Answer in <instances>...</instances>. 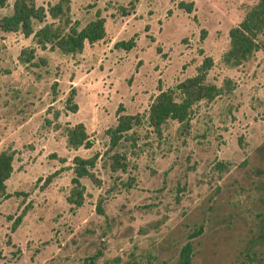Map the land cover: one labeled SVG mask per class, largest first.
I'll return each instance as SVG.
<instances>
[{"label":"rangeland","instance_id":"1","mask_svg":"<svg viewBox=\"0 0 264 264\" xmlns=\"http://www.w3.org/2000/svg\"><path fill=\"white\" fill-rule=\"evenodd\" d=\"M129 1L69 0L79 26L96 9L104 18V36L75 54L0 29V150L12 152L0 196V264H79L95 252L94 264H178L199 225L191 264H264V50L236 66L220 61L228 28L255 0ZM188 1L189 11L178 6ZM130 37L128 50L113 45ZM25 46L34 47V64L18 60ZM204 55L213 60L206 81L219 94L192 105L185 130L170 118L158 133L145 121L133 126L134 144L113 149L125 155V170L110 169L104 129L118 104L122 113L144 111L158 88L194 73ZM70 87L74 112L64 107ZM77 121L89 147L65 142V126ZM94 152L97 183L81 177L83 200L74 206L65 200L71 158Z\"/></svg>","mask_w":264,"mask_h":264},{"label":"trees","instance_id":"2","mask_svg":"<svg viewBox=\"0 0 264 264\" xmlns=\"http://www.w3.org/2000/svg\"><path fill=\"white\" fill-rule=\"evenodd\" d=\"M6 0H0V7ZM130 8L133 7V0L129 1ZM192 1L186 3L178 2V6L186 11L190 10ZM123 13L128 11L120 7ZM46 18H49L48 20ZM40 23L36 27L33 23ZM0 29L3 31L19 30L24 36H31L35 46L43 49L46 46L50 49H57L64 54L79 53L87 41L91 43L104 36V18L95 10V16L84 23L78 25V21L69 16V0H56L47 4L45 7L37 5L34 0H12L11 11L0 16ZM227 47L220 54V61L226 66H236L241 64L257 49L264 50V0H255L243 12L240 19L227 30ZM133 39H120L113 42L116 47L128 50L133 45ZM1 46V45H0ZM34 47L25 46L18 52V60L23 63L32 62ZM41 62L43 59L38 58ZM212 58L204 55L200 62L195 66L194 73L184 77L172 87L164 89L158 88L151 98L147 108L142 112L122 113L121 104L116 107V118L113 125L107 126L104 133L107 135V144L104 151H111L108 155L109 167L112 170L119 169L124 171L126 168L125 155L113 150L122 141H128L129 145L134 144L135 134L133 126L145 121L151 129L158 133L162 123L170 118L178 122L181 129H187L190 119L192 105L200 100H210L219 94L221 87L206 81L207 70L212 65ZM228 78L223 79V85L228 87ZM56 80L51 83V91L54 94ZM74 88L70 87L64 99V107L71 112L77 108L73 101ZM65 142L71 148L79 146L89 147L91 141L85 130L84 124L77 121L64 128ZM98 153L94 152L88 157L73 155L71 158L72 176L70 177V187L65 200L78 206L81 204L84 195V184L80 181L81 177H87L92 182H96L91 168ZM12 152L0 150V196L5 195V180L12 170ZM222 167V164L218 163ZM56 171L47 175L45 182L55 175ZM102 196H98L94 205L97 213L102 214ZM19 216L14 219L11 228ZM201 226L193 228L187 235V239L180 246L177 254L178 264H191L192 240L198 235ZM98 252L88 255L79 264H94V259Z\"/></svg>","mask_w":264,"mask_h":264}]
</instances>
